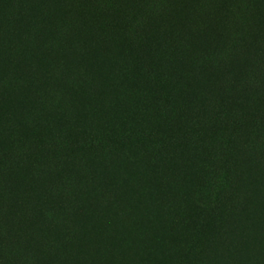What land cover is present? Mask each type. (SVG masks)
Instances as JSON below:
<instances>
[{"label":"trees","instance_id":"1","mask_svg":"<svg viewBox=\"0 0 264 264\" xmlns=\"http://www.w3.org/2000/svg\"><path fill=\"white\" fill-rule=\"evenodd\" d=\"M0 264H264V0H0Z\"/></svg>","mask_w":264,"mask_h":264}]
</instances>
